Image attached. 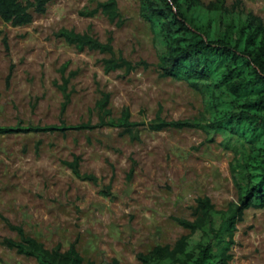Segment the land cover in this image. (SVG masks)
Here are the masks:
<instances>
[{
	"label": "rangeland",
	"instance_id": "rangeland-1",
	"mask_svg": "<svg viewBox=\"0 0 264 264\" xmlns=\"http://www.w3.org/2000/svg\"><path fill=\"white\" fill-rule=\"evenodd\" d=\"M26 1V0H24ZM106 0H52L27 26L0 20V127L58 126L63 131L0 135V264H39L2 245L17 239L4 219L23 226L46 248L72 244L85 264H141L139 254L174 246L190 231L177 220L194 221L197 200L209 197L217 210L237 202L230 175L233 153L221 138L200 129L151 132L147 124L199 118L203 99L185 81L164 78L150 24L139 0H117L122 25L98 13L81 16ZM264 22V0H202ZM92 30L102 42L114 33V51L137 65L106 73L110 55L79 52L57 33ZM75 72L65 102L56 83L62 67ZM110 95L112 118L125 108L138 123L135 138L121 128L97 127L96 102ZM91 125L93 128L76 129ZM80 157L77 178L66 165ZM134 169L133 175L128 174ZM230 264H264V209L250 208L237 224Z\"/></svg>",
	"mask_w": 264,
	"mask_h": 264
},
{
	"label": "trees",
	"instance_id": "trees-1",
	"mask_svg": "<svg viewBox=\"0 0 264 264\" xmlns=\"http://www.w3.org/2000/svg\"><path fill=\"white\" fill-rule=\"evenodd\" d=\"M52 0H0V20L13 27L27 26L35 15L47 12ZM95 1V0H93ZM140 16L150 24L153 43L162 77L185 81L203 99L199 118L165 120L158 115L147 124L151 132L200 129L221 138L232 150L230 175L237 192V202L227 210H217L209 197L199 198L193 210L194 221L177 220L189 235L182 236L174 246H157L148 254H139L141 264H230L237 224L246 210L264 209V22L253 14L228 11L224 1L205 5L202 0H139ZM104 15L111 24L121 26L122 18L117 0L97 2L92 10L81 16ZM79 52L97 51L110 55L102 60L106 73L136 66L114 51V33L106 42L92 30L78 33L62 29L57 33ZM69 62L61 69L65 110L71 101L68 86L75 72L68 71ZM110 95L103 93L96 102L99 114L97 127L121 128L135 138L139 126L125 108L118 119L109 109ZM76 129L93 128L91 125ZM65 127L12 128L0 127V135L63 131ZM80 157L66 163L73 174L83 180L97 182L91 174L80 171ZM134 169L128 174L132 177ZM18 238L3 237L2 245L18 255L34 258L39 264H85L84 258L72 244L48 249L28 235L23 226L4 219ZM93 264V263H92ZM111 264H119L114 261Z\"/></svg>",
	"mask_w": 264,
	"mask_h": 264
}]
</instances>
